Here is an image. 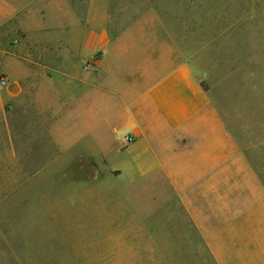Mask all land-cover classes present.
<instances>
[{"label":"rangeland","instance_id":"1","mask_svg":"<svg viewBox=\"0 0 264 264\" xmlns=\"http://www.w3.org/2000/svg\"><path fill=\"white\" fill-rule=\"evenodd\" d=\"M84 28L105 56L75 55ZM163 61L191 66L264 187V0H0V264H215L163 174L130 180L87 117L94 73Z\"/></svg>","mask_w":264,"mask_h":264},{"label":"crops","instance_id":"2","mask_svg":"<svg viewBox=\"0 0 264 264\" xmlns=\"http://www.w3.org/2000/svg\"><path fill=\"white\" fill-rule=\"evenodd\" d=\"M77 38L79 57L105 56L110 47L101 28H84ZM95 63L90 71L103 65ZM149 71L141 83L117 85L111 74L104 79L94 73L86 86L91 102L94 93V111L87 117L101 129L97 133L110 136L117 152L127 147L120 164L130 180L163 174L178 209L208 233L215 264H264V187L254 169L240 157L189 64L157 62ZM129 120L137 124L130 143L116 141L115 130Z\"/></svg>","mask_w":264,"mask_h":264},{"label":"clouds","instance_id":"3","mask_svg":"<svg viewBox=\"0 0 264 264\" xmlns=\"http://www.w3.org/2000/svg\"><path fill=\"white\" fill-rule=\"evenodd\" d=\"M137 124L134 120L127 121L120 129L115 130V140L126 142L128 135L135 130Z\"/></svg>","mask_w":264,"mask_h":264},{"label":"built area","instance_id":"4","mask_svg":"<svg viewBox=\"0 0 264 264\" xmlns=\"http://www.w3.org/2000/svg\"><path fill=\"white\" fill-rule=\"evenodd\" d=\"M126 142L129 143L130 141L127 139Z\"/></svg>","mask_w":264,"mask_h":264}]
</instances>
